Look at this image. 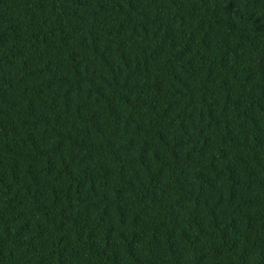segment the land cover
Returning <instances> with one entry per match:
<instances>
[{
    "label": "trees",
    "instance_id": "1",
    "mask_svg": "<svg viewBox=\"0 0 264 264\" xmlns=\"http://www.w3.org/2000/svg\"><path fill=\"white\" fill-rule=\"evenodd\" d=\"M0 264H264V0H0Z\"/></svg>",
    "mask_w": 264,
    "mask_h": 264
}]
</instances>
